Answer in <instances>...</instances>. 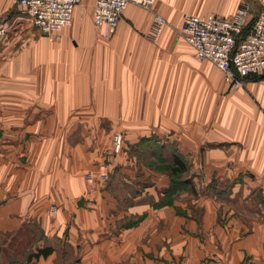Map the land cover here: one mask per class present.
<instances>
[{
    "label": "crops",
    "instance_id": "0c3cea01",
    "mask_svg": "<svg viewBox=\"0 0 264 264\" xmlns=\"http://www.w3.org/2000/svg\"><path fill=\"white\" fill-rule=\"evenodd\" d=\"M7 1L0 3V16L9 19L7 23L11 26L2 40L8 38L10 42L27 30V24L11 15L12 4ZM91 3L92 18L95 0ZM241 3L249 4L253 18L264 11V0H156L153 12L163 17L171 29H176L182 25L184 15L229 18ZM152 18L153 13L130 5L117 34L108 44L92 24L94 31L89 36L95 45L87 43L84 54L78 53L74 46L71 49L67 44L61 45L65 43L61 37L56 42L48 41L51 45L40 41L19 49V63L3 61L0 54V264L11 260L25 262L29 254L44 248H50L51 253L45 258L32 259L30 264H130V257L138 264L170 263L172 257L168 251L143 262L141 243L146 240L170 246L191 244L186 258L189 264H243V261L264 264V220H242L234 211L232 200L218 198L221 182L230 181L229 199L249 185L256 190L250 191L247 200L258 194L264 202V71L249 79L243 89H230L221 97L223 112L215 115L213 124L207 126L205 117L201 116L197 125H186L187 134L183 136L192 140H181L177 145L179 156L197 181L196 202L203 212L196 231L191 223L186 225L196 233L179 235L174 241L173 209L164 206L117 236H101L103 225L93 220L99 209L78 203L84 192L82 171L86 170L81 158L92 155L83 142H77L64 156L57 151V144L60 150L62 146L57 140V115L118 119L109 130L124 133L128 144H136L142 138V131L168 133L165 125L158 123V117L162 121L164 117L171 118L172 97L179 87L186 91L190 79L196 78L201 83L200 89L205 90L207 83L221 89L223 75L211 63L198 62L192 51L190 55L184 54L180 47L163 43L141 45L150 54L142 55L135 49L130 57L133 64L143 60L154 64L151 81L145 83L142 76L133 74L128 76L131 81L126 82L127 76H111L104 71L103 66L108 67L112 61L116 65L118 54L124 52L118 41L125 27L149 35ZM171 29L166 33L173 34ZM168 52L181 58L176 60V68H168V64L174 65ZM57 57L91 61L93 68L103 69L95 73L93 85L98 87L92 89L93 94L85 93L81 97L89 89L78 86L77 80L71 78L57 95V79H46L51 70L47 71L43 65L46 60L57 62ZM31 68H40L41 78H31ZM54 74L55 71L51 76ZM143 95L151 101L149 124L145 127L140 122ZM93 130H98V126ZM135 175L129 178L134 179ZM219 210L227 213L226 219L219 218Z\"/></svg>",
    "mask_w": 264,
    "mask_h": 264
},
{
    "label": "rangeland",
    "instance_id": "374dc122",
    "mask_svg": "<svg viewBox=\"0 0 264 264\" xmlns=\"http://www.w3.org/2000/svg\"><path fill=\"white\" fill-rule=\"evenodd\" d=\"M0 1V3H3L7 0ZM92 1H80L79 5L74 9L72 24L60 34L61 39L63 38L65 42L61 43V45L67 44L71 49L75 47L77 48L75 50L78 53L81 51V54H84L82 52L86 50L85 45L87 43L95 45V42L89 36L94 31L91 23ZM7 2L12 4V8L9 9L11 15H16L25 21L27 30L22 31L18 37H15L10 42L8 38L0 41V54L3 61L15 60L19 63L21 61L19 49H26V46L40 41L51 45L49 42L54 41H50L47 37V40L41 38L38 34L39 32L20 14L19 10H16L13 2L11 0ZM135 7L140 9L138 6ZM4 16H0V23L8 22L9 19ZM181 26L171 29L170 24L167 22V26L158 37L159 40L157 42L152 41L149 35H142L135 29L126 26L125 30L121 32L122 36L118 41V47L123 49L124 52L118 54V61L115 62L116 65L112 61L108 67L105 68L103 66L104 71H108L111 76L125 75L127 76L126 82L131 81L128 79V76H133V74L142 76V81L145 83L151 81L149 78L155 72L154 64H149L144 60L133 64L130 59L132 54L135 53L133 50L137 49L142 55L150 54L143 51L145 48H141L140 46L163 43L180 47L182 53H189L190 55L192 51L190 46L176 33V30H180ZM169 28L173 31L171 35L166 33ZM116 34L117 32L109 39L103 38L104 40H108L105 43H111ZM12 44H14V47L8 46ZM65 50L66 53H69L67 49ZM65 52H63V55H65ZM168 54L174 60V65L168 64V68L171 69L173 66H176V60H181V58L175 57L173 52H168ZM30 59L35 60L34 58ZM48 61L46 60L43 65L47 67V71H51L46 75L44 71V75L46 79L49 77H52L53 80L57 79V95L61 93L60 90L63 89L64 85L70 83L71 78L77 80L78 86L89 89V92L85 89L81 97H84L85 93L93 94L92 89L98 87L97 85H93L94 78L96 77L95 73L103 69L96 66L93 68L91 61L87 62L83 59L70 60L66 57H57V62L55 63H52L54 62L53 59L52 62ZM9 66V70L11 71L13 69L12 65L10 64ZM165 68L164 66L163 71H165ZM39 69L31 68L30 77L41 78L42 75H39L41 70L39 71ZM53 71H55V74L51 76ZM218 73L220 74V72ZM18 75L21 76L20 73ZM208 75L211 76L210 73ZM221 79V89H215L212 83H207L209 85H206L205 90L200 89L199 85L201 83L199 82L200 84H198L196 78L189 80V86L186 91L179 87L178 92L176 90L177 85H174L176 92L174 97H172L173 105L171 107L174 113L170 114L171 118L168 120L164 117L162 121L161 117H158V123L164 124L168 133L142 131L140 133L142 138L136 144H128L124 133L109 130L112 124L119 122L118 119H113L112 121L107 118L103 119L102 117H92L82 114L57 115V140L62 145L60 150L57 144V151H60L64 156V153L71 147L75 148L77 142H83L85 143L83 146L87 147V150L92 155L91 158L89 155L81 158L83 163H85L86 170L82 171L84 192L83 196L79 198L78 203L81 205L90 204L93 206L92 209H95V206L99 209L96 213L97 218H93V220L103 225L104 229L101 236H117L119 232L121 233L133 228L141 221L148 219L152 215V212L164 206H171L173 209L174 241L178 239L179 235L196 233L193 230H188L186 225L191 223L195 226L194 230L196 231L198 223L201 220L203 211L201 208H198L196 202L198 199L196 190L197 181L195 182L193 179V172L189 170L187 165V171L180 174H172L169 167L172 166V156L174 154L179 155L177 150L179 142L181 140H192L191 137L184 138L183 136L187 134L184 131L186 125H197L198 119L201 116L205 117V124L207 126L211 125L213 124L215 115L223 112L221 111V97L230 89H233L225 83L223 78ZM169 88L172 92V79L169 82ZM145 89L146 87L143 91H146ZM126 97L127 101H131L129 96ZM140 103V122L145 127V125L149 124V104L151 101L147 100L145 95H143ZM129 118L132 120V117ZM96 126H98V130H93ZM118 137L120 138V143L117 146ZM90 174L93 177L92 180L88 179V175ZM134 174H136V178L130 179L129 177H133ZM230 183V181L221 182V190L219 188L221 192L218 194L219 200H232L231 202L235 203L232 207L237 215L241 216L242 220H264V202L261 201V197L257 194L252 200H247L250 191L255 187L248 185L240 188L236 196L229 199L227 193L229 192L228 186ZM58 190L57 193L61 194ZM104 192L105 194H103ZM137 208H143V210L139 211ZM50 214L53 215L51 211ZM218 214L220 219H226L227 217V213L224 214L223 211L219 210ZM141 246H143L141 249L142 254L145 256L142 258L143 262L146 258L152 259L157 253L160 254V252L165 253L168 251L169 256L172 257V260L168 264H189L186 258L191 244L174 243L170 246L165 243L152 244V242L148 243V240H146L141 243ZM147 253L148 255L146 256ZM130 259L132 262L130 264H134L135 262L132 257ZM12 261L18 264H25L24 261ZM135 264L138 263L136 262ZM243 264H245V261H243Z\"/></svg>",
    "mask_w": 264,
    "mask_h": 264
},
{
    "label": "built area",
    "instance_id": "2783aa9c",
    "mask_svg": "<svg viewBox=\"0 0 264 264\" xmlns=\"http://www.w3.org/2000/svg\"><path fill=\"white\" fill-rule=\"evenodd\" d=\"M20 14L41 35L58 41L64 29L72 24L73 12L81 0H11ZM156 0H95L92 24L102 38L109 39L117 31L124 12L135 5L153 13L149 38L157 42L167 22L153 12ZM176 33L187 43L198 62H209L219 70L225 83L241 90L250 78L264 71V11L254 18L248 3H241L233 15H184ZM9 30L0 23V40ZM120 138L117 139V146ZM92 175L88 179L92 180ZM55 209L51 210L53 214Z\"/></svg>",
    "mask_w": 264,
    "mask_h": 264
},
{
    "label": "trees",
    "instance_id": "16d2710c",
    "mask_svg": "<svg viewBox=\"0 0 264 264\" xmlns=\"http://www.w3.org/2000/svg\"><path fill=\"white\" fill-rule=\"evenodd\" d=\"M169 170L171 171L172 174H180V173H184L187 171V167L186 164L184 163V161L182 160V158L177 155L174 154L172 156V166L169 167ZM51 253V249L50 248H44V249H39L37 250L35 253H31L27 256L25 264H30V262L32 261V259H39L40 257H47L49 254ZM7 264H18L17 262H13L12 260L10 262H8Z\"/></svg>",
    "mask_w": 264,
    "mask_h": 264
}]
</instances>
